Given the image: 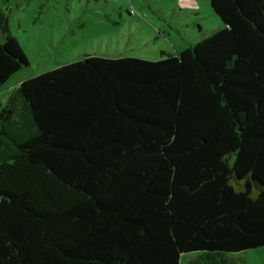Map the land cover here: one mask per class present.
Segmentation results:
<instances>
[{"label": "trees", "instance_id": "obj_1", "mask_svg": "<svg viewBox=\"0 0 264 264\" xmlns=\"http://www.w3.org/2000/svg\"><path fill=\"white\" fill-rule=\"evenodd\" d=\"M209 5L223 27L180 52L89 55L0 103V264H244L264 247V0ZM0 37L2 86L28 61L3 17Z\"/></svg>", "mask_w": 264, "mask_h": 264}, {"label": "rangeland", "instance_id": "obj_2", "mask_svg": "<svg viewBox=\"0 0 264 264\" xmlns=\"http://www.w3.org/2000/svg\"><path fill=\"white\" fill-rule=\"evenodd\" d=\"M0 17L28 61L0 86V103L22 81L86 56L156 61L223 27L209 0H0ZM233 257L264 264V247Z\"/></svg>", "mask_w": 264, "mask_h": 264}, {"label": "clouds", "instance_id": "obj_3", "mask_svg": "<svg viewBox=\"0 0 264 264\" xmlns=\"http://www.w3.org/2000/svg\"><path fill=\"white\" fill-rule=\"evenodd\" d=\"M229 184H230L232 187H234V188L237 187V184H236L233 180H230V181H229ZM239 184H240V187H242L243 184H244V180L242 179V180L239 182Z\"/></svg>", "mask_w": 264, "mask_h": 264}]
</instances>
